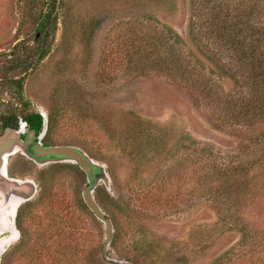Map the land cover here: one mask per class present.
<instances>
[{"label": "rangeland", "instance_id": "rangeland-1", "mask_svg": "<svg viewBox=\"0 0 264 264\" xmlns=\"http://www.w3.org/2000/svg\"><path fill=\"white\" fill-rule=\"evenodd\" d=\"M192 1L210 10L225 5L58 0L50 53L16 75L25 76L18 96L6 81L14 77L7 72L10 62L21 55L16 47L35 48L45 36L33 30L29 0H0V116L12 106L19 121L30 112L49 121L61 107L64 115L48 143L81 149L105 166L109 180L100 181L93 196L113 228L106 247V225L84 200L90 181L79 166L40 167L14 156L10 176L32 180L37 192L20 209L14 222L18 240L0 254V264H264V175L249 172L264 149V122L233 118L239 109L223 97L239 92L230 76L240 65L226 53L206 59L201 48L206 42L194 41L189 31ZM150 25L180 37L183 53L174 49V54L188 67L181 70L214 82L215 96L200 100L184 74L144 60L129 65L127 54L134 51L125 33ZM223 49L220 44L219 52ZM162 60L158 55L154 62ZM207 162L240 168L231 183L238 195L247 194L240 200L228 185L202 191L199 179ZM181 167L184 174L172 172ZM243 201L250 205L245 210ZM10 235L0 234V241Z\"/></svg>", "mask_w": 264, "mask_h": 264}, {"label": "trees", "instance_id": "trees-1", "mask_svg": "<svg viewBox=\"0 0 264 264\" xmlns=\"http://www.w3.org/2000/svg\"><path fill=\"white\" fill-rule=\"evenodd\" d=\"M210 1L211 0H208L207 2L209 3ZM223 2L225 4L223 8L222 4L217 7L218 9L213 8L210 10L205 8V3L201 6L199 4L197 5V2L194 4L192 1L189 31L190 33H194V35H192L194 41H199V39H201L206 42L205 47L201 48L205 51L202 52L207 54L206 59L210 62L216 57L214 56L216 53L221 56L226 53L227 56L235 59L237 62L236 64L240 65L238 67L239 70L245 73L247 72L245 77H242L240 75L242 73L236 70V74L230 76L234 85L236 87L239 86V92L226 94L223 97V99H226L231 105V108L239 109L236 111V116L233 118L237 119L238 122H250V124L258 123L261 120L264 122L263 0H260V3L257 0H223ZM28 5L30 7V15L32 16L33 30H36L39 35H44L45 40H37V43L40 44L35 48L16 47V49L21 52V55L10 62L11 65L8 70L12 72H7L14 75V77H6L8 78L6 81L9 85L15 87L18 96H22L25 76L17 77L16 75L26 74L28 71L32 70L36 64L42 62L48 56L51 47L48 44V40L50 38L54 39V37L51 36L55 35L58 26V17L56 15L58 0H29ZM209 11H215L216 13L209 14ZM211 16L213 17L211 18ZM18 31L20 32V29H18ZM125 35L126 37H132L129 39V47L134 51L132 54H127L129 65L135 60L136 63L137 61L144 60L146 65L152 66L153 63L158 68H164V71L170 74H184L186 75V81L192 84V88L194 89L197 87L199 89L198 97H200V100L201 98L202 100L209 99L212 92L214 96L216 95L214 82H206L205 79H202L204 77L198 71L192 73L190 69L189 71L181 70L188 69V67L176 58L177 55L174 54V49H178L180 53H183L181 50L184 47L180 37L172 29L165 26L152 28L151 25L149 27H141L139 30L137 27H134L132 30L130 29L126 32ZM138 37H142L141 42H139ZM220 44H222L224 48L221 52L218 50ZM158 55H160L163 60L161 62H154ZM204 92H206V94L203 97ZM57 107L54 108L50 115V120H47V135L55 130L58 118L64 115L65 111L61 109V107ZM19 120L20 117L14 107L7 106L6 111L1 113L0 116L1 129L3 131L6 129H13L18 126ZM24 120L36 131L42 129L45 122L42 115L36 112L27 113ZM79 150L86 154L83 150ZM201 150L203 151V149ZM259 153L258 156L256 155L249 163V172L256 171L258 176L264 175V171L262 170L264 167V149L259 151ZM88 157L91 158L90 156ZM186 170L185 167H181L179 169H174L172 172L179 176L180 174H184ZM205 170L204 174L200 176L201 179H199L201 182L199 188H201L202 191H204L205 188L206 192H213L212 189L214 188L220 186L225 188V186L228 185L231 189L230 192H236L235 181L231 183V180L233 176L239 173L240 168L216 163L214 165L212 162H207ZM243 192H245L244 195H241V192L238 195L236 192L239 199L241 196L247 194L246 191ZM244 206L243 210L250 205L244 202ZM255 213L256 211L254 214Z\"/></svg>", "mask_w": 264, "mask_h": 264}, {"label": "flooded vegetation", "instance_id": "flooded-vegetation-1", "mask_svg": "<svg viewBox=\"0 0 264 264\" xmlns=\"http://www.w3.org/2000/svg\"><path fill=\"white\" fill-rule=\"evenodd\" d=\"M41 115L44 118L45 122H44L43 128L40 129L39 131L32 129L31 125L26 120L24 121L22 120V121H19L17 127L13 129H6L3 131L2 135H0V165L4 157L7 160L6 171H7L8 178L18 179V178L11 177L9 173V159L14 156H19L23 159H27L40 167L50 165V164L66 162L65 160L58 158V157H51V156L42 157L41 156L43 155L42 150L44 148L54 147L48 143L47 117H44L43 114ZM96 176H97V172H95L94 176L91 178V182L89 183L88 188L93 187L95 185ZM2 181L3 180L0 179V184ZM22 181H32V180L24 179ZM8 186L10 188H13V185L11 184H9ZM0 188H3L5 191H7V187L5 186V184L0 186ZM13 189H16L17 192H20V193L23 192L24 195H29L32 197L29 200H25V201L16 200L14 198L9 201L8 198L4 197L6 199L5 200L3 196L0 194V205L2 204V207L0 206V220L3 219V217H5L6 219H8V221H11L12 226L15 225L14 222L18 218V214L20 213V209L22 208V206L27 204L30 200H32L37 192L36 187L33 185L32 186L30 185L28 189L27 187H21V188L16 187ZM16 205H19V206H17L15 209V212L12 213ZM3 209L7 213L6 216L4 213L2 216ZM2 231L3 232L1 234H4L7 232V231H4L3 229Z\"/></svg>", "mask_w": 264, "mask_h": 264}, {"label": "water", "instance_id": "water-1", "mask_svg": "<svg viewBox=\"0 0 264 264\" xmlns=\"http://www.w3.org/2000/svg\"><path fill=\"white\" fill-rule=\"evenodd\" d=\"M42 157H58L66 162H72L73 164L79 166L87 175L89 178V181L91 182V178L94 176V173L97 172L95 185L93 187L88 188L84 193V200L87 204V206L90 208V210L95 214V216L105 223L106 229H107V239H106V247H108L110 241L113 238V228L111 220L106 217L105 213L102 211L98 203L96 202L93 193L96 185L100 181H104L105 183L108 182L109 178L105 170V166L100 164L99 162H96L89 158L86 154H84L82 151H80L77 148L70 147V146H54V147H48L44 148L42 150ZM5 158L3 157L1 165H0V179L3 181L1 182L0 186L4 185L7 187V191H5L3 188H0V193L3 194L4 197L8 198L9 201L11 199L16 200H29L32 196L24 195L23 192H17L16 189L13 188H21V187H27V189L30 186H35L33 181H22L19 179H10L7 177V171L6 166L4 162ZM5 169V171H3ZM13 185V188H10L8 185ZM21 203V202H20ZM19 205H16L13 209L12 213L15 212L16 207ZM14 227V225H13Z\"/></svg>", "mask_w": 264, "mask_h": 264}, {"label": "bare ground", "instance_id": "bare-ground-1", "mask_svg": "<svg viewBox=\"0 0 264 264\" xmlns=\"http://www.w3.org/2000/svg\"><path fill=\"white\" fill-rule=\"evenodd\" d=\"M4 162H5V166H7V160L6 159L4 160ZM70 163H72V162H70ZM3 171H5V169ZM30 185H31V183H30ZM1 195L3 196V194H1ZM3 198H4V196H3ZM22 201H24V200H22ZM0 206L2 207V204ZM3 213L5 214V216L7 215V213L4 211V209L2 210V216H3ZM2 216H1V218H2ZM4 219H6V218L3 217V219L0 220V226H1L0 227V234L3 232L2 231V229H3L4 231H7V232L9 231L11 235L8 239H5L3 241L1 240L2 243L0 241V254L4 253L5 249L8 248L13 243V241L18 240V234L15 231L14 227L11 225V221H8V219H6V220H4Z\"/></svg>", "mask_w": 264, "mask_h": 264}]
</instances>
